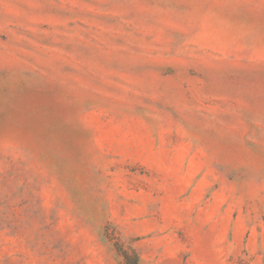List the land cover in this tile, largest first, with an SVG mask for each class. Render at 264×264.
Returning a JSON list of instances; mask_svg holds the SVG:
<instances>
[{"label":"rangeland","instance_id":"374dc122","mask_svg":"<svg viewBox=\"0 0 264 264\" xmlns=\"http://www.w3.org/2000/svg\"><path fill=\"white\" fill-rule=\"evenodd\" d=\"M0 264H264V0H0Z\"/></svg>","mask_w":264,"mask_h":264}]
</instances>
